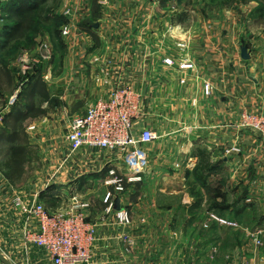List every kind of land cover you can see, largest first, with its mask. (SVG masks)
Listing matches in <instances>:
<instances>
[{
	"label": "crops",
	"instance_id": "crops-1",
	"mask_svg": "<svg viewBox=\"0 0 264 264\" xmlns=\"http://www.w3.org/2000/svg\"><path fill=\"white\" fill-rule=\"evenodd\" d=\"M0 1L2 7L7 2ZM158 3L111 0L100 5L98 27L94 23L92 29L102 41L98 49L92 34L80 27L93 15L94 0H61L63 16L71 11L66 19L72 29L63 37L60 62L40 72L44 97L38 99L43 114L24 118L28 104L24 105L26 94L21 96L24 101H17L19 92H12L4 106L0 104L1 111H8L0 127V264H54L44 248L25 240L24 231L36 228L38 222L21 211L16 199L29 206L41 200L55 210L63 202L68 204V195L76 190L90 202L88 218L97 224L91 259L80 264H264V237L263 245L257 246L253 235L256 227L264 226V141L238 127L244 110L264 113V35L253 37L246 26L252 10L245 15L241 7H222L190 25V48L183 53L176 50L173 35L160 28ZM13 23L1 8L0 55L8 51L3 42L11 35L3 28L11 29ZM163 39L173 40L167 50L161 47ZM184 57L190 58L192 68H180ZM167 58L175 64H167ZM11 66L10 84L15 85L18 67ZM2 79L0 88L9 83ZM125 84L142 93L138 129L151 127L161 138L147 147L146 178L128 183L126 198L116 199V208L126 206L133 221L120 227L115 213L107 214L104 201L105 193L114 190L105 184L108 169L116 167L120 172L115 164L118 153L84 148L71 162L65 160L73 118ZM206 84L211 85L210 95ZM37 88L31 87V97L39 95ZM14 104L22 106L16 109ZM166 123L173 124L167 128ZM30 125L36 129L29 130ZM19 144H25L23 169L19 177L9 179L5 164L10 148ZM235 144L243 152L224 156V149ZM185 145L188 150L180 148ZM202 150L210 154L216 170L210 176L199 171V180H194ZM188 155L195 160L193 169L185 164ZM179 159L183 160L180 171L174 168ZM118 163L123 167V162ZM188 185L193 192L184 191ZM222 186L231 190L233 199L213 212L237 221L238 227L210 218L206 189ZM251 197L257 204L249 203ZM123 234L132 235L134 245L123 242ZM230 248L233 254H228Z\"/></svg>",
	"mask_w": 264,
	"mask_h": 264
},
{
	"label": "built area",
	"instance_id": "built-area-1",
	"mask_svg": "<svg viewBox=\"0 0 264 264\" xmlns=\"http://www.w3.org/2000/svg\"><path fill=\"white\" fill-rule=\"evenodd\" d=\"M101 2L100 5L104 6L110 3V0H101ZM1 5L0 1V13ZM70 15V10L64 12L66 18ZM71 29L72 25L67 20L63 25V35H69ZM39 47V52L36 50L31 53L25 50L18 56L17 66L21 77L30 74L39 63L51 59L53 55L51 43L44 41ZM183 51L187 49L183 48ZM165 62L169 65L175 64L173 58H167ZM179 65L181 69L194 66L188 57H184ZM205 92L210 95V84L205 85ZM141 107L142 93L138 89L130 84L116 86L107 95L89 104L85 114L75 116L67 133L69 153L65 161L68 163L72 161L76 152L84 148L95 149L98 153H118L115 164L120 172L116 167L108 169L105 184L113 186L114 190L105 193L104 201L107 203V214L115 213L116 224L120 227H128L133 221L126 206L116 208V199L126 198L128 183L143 181L146 178L150 165L147 147L158 139V134L151 127L138 129V121L142 118ZM7 112V109L0 112V127L5 123ZM238 127L255 133L264 141V113H243ZM28 129L33 131L36 125H30ZM242 152L240 144H235L226 147L223 155L229 156ZM118 161L123 162V167ZM76 191L68 195L67 201H70L68 204L63 202L62 206L55 210H51L41 200L29 206L22 203L20 199H16V204L20 205L21 211L30 214L38 222L36 228L24 231L25 240L44 248L54 264L89 262L92 247L97 241V224L90 222L88 218L90 202ZM210 218L229 227L239 226L237 221L215 213H211ZM253 235L256 238V245H263L264 226L256 227ZM121 239L129 246L135 243L134 237L130 234H123Z\"/></svg>",
	"mask_w": 264,
	"mask_h": 264
},
{
	"label": "rangeland",
	"instance_id": "rangeland-1",
	"mask_svg": "<svg viewBox=\"0 0 264 264\" xmlns=\"http://www.w3.org/2000/svg\"><path fill=\"white\" fill-rule=\"evenodd\" d=\"M5 1H8V0H5ZM99 2H101V0H99ZM60 3H61V0H45V1H43L41 7L47 8V11L45 9L44 15H47L45 13L48 12V15H51V21L48 23V25L40 24L37 27V30H36V32L38 31V35L36 37V47H38L37 49L34 50V47L31 48V46L27 47V48L25 47V48H22L20 50V52L18 53V55L14 59L10 58L11 63L15 66V70L18 67L17 66L18 56L25 50H27L31 53L35 52L36 50H37V52H39V48H40L39 46L44 41H49L51 43V45L53 47V55L49 61H44L43 64L46 66V65H50L51 63L57 64L60 62V59H61L60 54L64 53L63 51H61L60 45H62V46L65 45V43L63 41L64 35L62 33V29H63V25L67 22V19L64 16L66 19L65 23L63 25L58 24L57 16L63 15ZM105 3H107V2H105ZM158 4H159L158 5V15H160L163 19L162 20V22H163L162 27H160V28L162 29V31L165 35H173L172 39H175V41L173 43L174 44L176 43V45H175L176 50L177 51L180 50L183 53H187V51H183V48H185L187 50H189V48H190L189 47V45H190L189 34H190V31L192 30V29H190V25L193 26V24L196 21H198L200 16H205V15L208 16L209 15L208 17L210 18L209 13H211V11L219 13V11L222 9V7H225L227 9H233V8L241 7L240 11H241V13L243 12L244 14L245 13L247 14V13H249V10H252L253 14H251L249 19L248 18L245 19L246 26L248 27V30L252 32L253 37H256V36L258 37L259 35H264V33H263L264 32V0H230V1H228V0H159ZM260 9H261V11H260ZM155 14H156V11H154V15ZM179 14H180V16H179ZM217 17H219V15ZM48 26H50V27H48ZM92 29H93V27H92ZM261 33H263V34H261ZM99 38H100V36L98 37V40H96L98 49L102 45V41H100ZM256 39L258 40L259 38H256ZM172 41L173 40H171V41H165L164 40L161 47L165 48L166 50L169 49V47L172 45ZM178 43L181 44V46ZM258 43H259V41H258ZM249 44H251V43H249ZM135 46L139 47V45H135ZM182 46H184V47H182ZM6 54H7V51L4 52L2 55H0V57L2 59H5ZM40 64H42V63H39L38 65H40ZM45 66H44V68H45ZM44 68H43V70H44ZM16 72H17V75H16L15 79H17V83H16V80H15V85H13V84L11 85L10 82L9 83L6 82V84H4L5 87L0 88V104H1V106L5 105L7 97L10 96V94L13 95L14 92H19V94H20L22 88L26 85V87H28V88H26L27 92L25 93L26 94L25 101L23 100V97H21V96H18L17 101L23 100L24 105H26V104H29L30 106L33 105L36 109L41 107V102H40L41 100H40V98L38 99V96L40 97V94H41V97L43 96L42 92L44 91V87H43V85H44L43 81L44 80L41 79L38 82L35 81V83H33L32 81H29L28 78H27L28 80H22L23 77H21V74L19 73V68ZM32 72H33V70H32ZM1 85H2V83H1ZM7 85H9V86L6 87ZM32 85H33V87L38 86L39 89L37 88L36 90L38 92L40 90L39 95L34 93V95L32 94V97H31V95L29 93L31 91ZM25 94H23V95H25ZM37 99H38V101H37ZM15 103H17V102H15ZM14 105L16 106V109H19V107L22 106L21 104H19V105L14 104ZM30 106H26L24 111H27L30 108ZM0 111H1V109H0ZM252 112L262 113V112H258L256 110H251V109L243 111V113H252ZM167 124H168V126H166V127L169 128L173 123H166L165 125H167ZM174 124L177 126L176 123H174ZM157 134H158V139H160L161 136L159 135V133H157ZM189 144L190 143L188 142V145ZM188 145L182 146L180 148L188 150L189 149ZM173 148H176V147H173ZM183 152H184V150L182 151V153ZM182 161H183L182 159L176 160V165L174 166V168H176L178 171L183 169L180 166L182 164ZM194 161H193V156L188 155V158L186 159L185 164H187L189 166V168L193 169L195 167ZM193 179L199 180V177H198L196 172L194 173ZM181 188H182V186H181ZM184 189H185L184 191L186 193H189L191 190H192V192L194 191V187L190 188L189 185ZM205 195H206V197H205L206 198V201H205L206 207L210 208L212 210V212L214 211L216 213L219 212V209L221 207H225L227 205V201H231L233 199V197H232L233 193L231 192L230 189L227 190L225 188V186H222L221 190L206 189ZM250 199H251V201L249 203L253 202V203L257 204L256 203L257 201H255L254 197H251ZM231 236L233 237V236H235V234H232ZM260 248L261 247H259L257 249H260ZM229 253L233 254V249H231L230 252L228 251V254Z\"/></svg>",
	"mask_w": 264,
	"mask_h": 264
},
{
	"label": "trees",
	"instance_id": "trees-1",
	"mask_svg": "<svg viewBox=\"0 0 264 264\" xmlns=\"http://www.w3.org/2000/svg\"><path fill=\"white\" fill-rule=\"evenodd\" d=\"M43 1L45 0H8L6 4L3 5L2 15L4 12V14L7 16V20H11V21L15 20V23L10 25L11 29H6L5 27L3 28V32L4 31L9 32L11 35L8 38V40H5L3 42L4 44L3 47L4 48L7 47L6 49L9 51H7L5 59H2L0 57V84L3 80L2 78H6L5 80L9 82L12 79L11 78L12 66H11L10 58L14 59L22 48L25 47L27 48L30 46L31 48L34 47V45L36 44V37L38 35V31L36 32L37 27L40 24L48 25V23L51 21V15H48V12L45 13L47 15H44L45 9L47 11V8L41 7ZM92 9H93V15L88 19L84 20L83 22H81L80 27L83 30L92 34L95 40H98V37L96 36V34H94V31L92 30L93 23H95L100 16L99 12L101 10V6L98 0H94ZM57 19L59 25H63L66 21L63 15L57 16ZM16 39L18 40L13 42V40ZM60 47L62 49L64 46L60 45ZM9 66L11 68H9ZM44 66L45 65L43 63L38 65L37 66L38 68L35 67L33 72L28 74L27 77H23L22 80H26L28 78L29 81H32L33 83H35V81L38 82L42 78L40 72L43 71ZM25 90L26 88L23 87L19 96L25 94L26 92ZM43 94L44 93H42V95ZM42 97H44V95ZM28 106L30 105L28 104ZM43 112L44 110L41 107L36 109L32 105L30 106L26 114L23 115V117L24 118H27L28 116L37 117L40 114H43ZM7 115L8 114H6V117ZM24 145L25 144L13 145L10 148V153H9L10 159L7 161V164H5V167L7 168L6 175L9 179H15L20 176L19 174L23 169V163L25 158ZM215 170L216 167L212 164L210 154L205 150L200 151L198 155V164L196 166V173L198 177H199V171L202 172V174L204 175L210 176L215 172Z\"/></svg>",
	"mask_w": 264,
	"mask_h": 264
},
{
	"label": "water",
	"instance_id": "water-1",
	"mask_svg": "<svg viewBox=\"0 0 264 264\" xmlns=\"http://www.w3.org/2000/svg\"><path fill=\"white\" fill-rule=\"evenodd\" d=\"M95 27H98V25L96 24ZM243 56H244V57H247V53L244 52V53H243ZM118 206H119V202L117 203V208H118Z\"/></svg>",
	"mask_w": 264,
	"mask_h": 264
}]
</instances>
